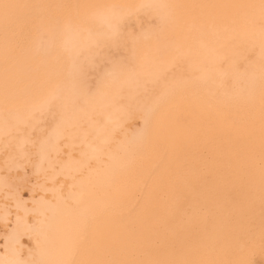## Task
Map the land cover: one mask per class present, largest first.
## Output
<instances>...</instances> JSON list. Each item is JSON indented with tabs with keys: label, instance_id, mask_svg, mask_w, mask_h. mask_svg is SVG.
Listing matches in <instances>:
<instances>
[{
	"label": "bare ground",
	"instance_id": "1",
	"mask_svg": "<svg viewBox=\"0 0 264 264\" xmlns=\"http://www.w3.org/2000/svg\"><path fill=\"white\" fill-rule=\"evenodd\" d=\"M0 264H264V0H0Z\"/></svg>",
	"mask_w": 264,
	"mask_h": 264
}]
</instances>
